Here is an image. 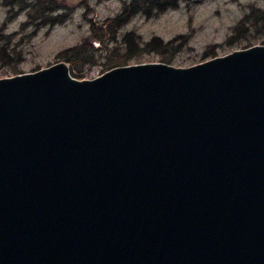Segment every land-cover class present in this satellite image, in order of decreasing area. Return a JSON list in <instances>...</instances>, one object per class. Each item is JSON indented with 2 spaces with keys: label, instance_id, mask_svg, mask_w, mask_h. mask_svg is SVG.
I'll use <instances>...</instances> for the list:
<instances>
[{
  "label": "water",
  "instance_id": "95a60500",
  "mask_svg": "<svg viewBox=\"0 0 264 264\" xmlns=\"http://www.w3.org/2000/svg\"><path fill=\"white\" fill-rule=\"evenodd\" d=\"M0 264H264V43L0 76Z\"/></svg>",
  "mask_w": 264,
  "mask_h": 264
},
{
  "label": "rangeland",
  "instance_id": "374dc122",
  "mask_svg": "<svg viewBox=\"0 0 264 264\" xmlns=\"http://www.w3.org/2000/svg\"><path fill=\"white\" fill-rule=\"evenodd\" d=\"M58 1L71 7L68 18L53 25H43L30 35L34 27L32 24H28L24 29L20 28L21 23L27 20L29 10L19 9L17 4L8 5L0 0V33H14L12 42H17L16 53L20 54L17 64L13 52L10 53L8 63L0 60V76L14 74L15 65L18 72H24L64 60L56 56L59 50L82 42L91 30V22L99 24L107 17L116 16L123 5V0ZM251 7L264 8V0H178L176 6L160 12L147 7L150 13L147 14L144 10L133 13L117 28L114 40L107 39V36L104 43L92 39L94 46L99 47L102 44L108 49L97 50L93 63H85L81 70L74 68V72L80 75L79 77L95 76L108 69L111 54L122 53L128 45L133 46L135 42L138 46L148 47L129 62L159 60L154 49L146 45L153 41V38L162 44L168 43L169 46L177 48L170 62L174 65H190L211 57L213 54L204 56L211 48L215 50V55H220L247 46L245 34L248 36L249 33L232 29ZM127 31L134 33L135 38L132 37L131 42L122 39V35ZM66 62L71 68V63Z\"/></svg>",
  "mask_w": 264,
  "mask_h": 264
},
{
  "label": "trees",
  "instance_id": "16d2710c",
  "mask_svg": "<svg viewBox=\"0 0 264 264\" xmlns=\"http://www.w3.org/2000/svg\"><path fill=\"white\" fill-rule=\"evenodd\" d=\"M178 0H123V5L121 11L112 18H105L99 24L91 22V30L89 34L83 39L82 42L75 44L70 48H65L59 50L56 56L62 58L71 63V73L74 76L79 77L77 73L74 72V68L81 70L85 63L91 64L95 61V54L97 50H106L107 47L94 46L92 44V39H97L104 43V38L114 40L116 37L117 28H119L123 23L135 12L144 10L149 14V10L146 9L150 7L151 10H156L160 12L168 7L176 6ZM5 4H17L19 9L27 8V20L23 21L20 28H25L28 24H32L33 30L30 32L35 33L38 28L43 25H53L55 23L63 22L69 16L71 7H69L65 2L58 0H3ZM146 6V7H145ZM61 9V11H58ZM233 31H246L245 39L249 44L255 42L264 43V8L251 7L237 22L233 27ZM131 31H127L122 35L124 41L129 42V40L135 36ZM14 33L2 35L0 33V60L8 63L10 61V53L13 52L16 55V64L19 60L20 54L16 53V43L12 42ZM23 38V37H22ZM21 38V39H22ZM231 38V36L229 37ZM133 39V38H132ZM156 38L153 41L147 43L155 53L159 56V60L165 62H171L176 54L177 48L169 46L168 43H160ZM131 42V40H130ZM158 43V44H157ZM148 47V46H147ZM146 46H138L137 43L133 46L128 45V47L122 53H113L108 59V68L118 65L128 63L130 60L137 58L140 55L141 50L147 48ZM215 50L205 52L206 54L215 55ZM14 73L18 72L16 65L13 67Z\"/></svg>",
  "mask_w": 264,
  "mask_h": 264
}]
</instances>
